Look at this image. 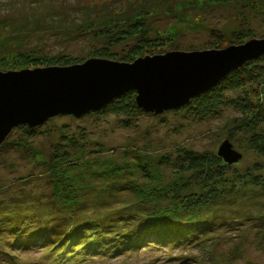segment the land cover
I'll list each match as a JSON object with an SVG mask.
<instances>
[{
	"label": "rangeland",
	"instance_id": "obj_1",
	"mask_svg": "<svg viewBox=\"0 0 264 264\" xmlns=\"http://www.w3.org/2000/svg\"><path fill=\"white\" fill-rule=\"evenodd\" d=\"M131 19L143 21L140 30L157 38L155 53L205 49L216 42L224 47L233 30L248 38L264 37V0H0V70L33 67L21 54L44 61L64 56L70 64L100 56L102 47L109 51L106 57L119 60L137 41L136 35L122 32ZM145 54L142 50L136 57ZM238 95L263 108L264 76L244 88L226 91L227 97ZM241 118L234 106L225 104L202 120L183 110L166 109L127 116L60 113L37 125V133L31 137L14 126L1 142L6 144H0V264H264V238L259 241L254 227L257 213L264 212V188L253 185L243 174L245 169L253 172L257 163L264 166V154L249 144V131L237 126ZM252 129H264V121H257ZM226 137L242 156L225 169L224 199L211 205L213 213H208L210 206L199 209L204 228L182 242H123L127 235L122 231L142 211L170 201L169 183L189 181L192 169L184 158L196 153L216 155ZM22 139L27 140L25 146L12 144ZM56 148L75 164L66 161L62 167L71 166L81 173L76 181L81 184L84 177L91 179L90 187L82 189L85 197L80 194L75 212H67L57 203L52 191L53 175L47 162ZM141 159L148 162L151 175L140 172L132 162ZM85 160L105 173L91 176L83 168ZM115 166L122 169H109ZM139 183L150 197L135 190L133 186ZM105 186L112 193L102 196ZM16 216L23 223L20 237L9 224ZM104 216L118 221L115 228L122 236L105 237L109 242L106 249L96 251L98 243L75 251L79 239L68 245L67 253L60 246L50 250L56 236L61 239L63 235L59 218L84 225L82 220L103 224ZM33 227L42 230V237L34 242L16 240ZM45 235L50 243H43ZM65 236L63 239L70 235ZM113 246L117 249L112 250Z\"/></svg>",
	"mask_w": 264,
	"mask_h": 264
},
{
	"label": "trees",
	"instance_id": "obj_2",
	"mask_svg": "<svg viewBox=\"0 0 264 264\" xmlns=\"http://www.w3.org/2000/svg\"><path fill=\"white\" fill-rule=\"evenodd\" d=\"M142 24L143 21L139 19L134 21L131 19L127 25L128 29L122 28V32L125 33V36L136 35L137 41L130 45L127 54L123 55V57H121L119 60L131 61L135 59L136 55L142 52V50L149 54L155 53V50L158 49L157 38L143 33L140 30ZM227 38V45L242 43L245 41V39H249L247 35L244 34V32L239 30H233L230 32ZM213 46L214 47L211 46L210 48L220 47L219 42H216L213 44ZM99 53L100 56L106 57V55L109 54V51L107 52L106 48L102 47ZM21 55L25 56L26 62H28V64L34 65L33 67L46 66L48 64L51 65L53 63H60L63 65L68 64V61H66L67 59H65L64 56L50 58L44 61L38 56H27L26 54ZM263 76L264 53L255 58L247 60L243 65L231 70L217 84L212 86L210 89L192 97L188 103L170 109L177 111L183 110L188 116L197 120H202L207 116L218 112L222 105H232L242 114V118L237 121V126H239V129L244 127L249 131V144L256 151L264 154V129H252L254 123L257 121H264V107L260 108L261 104H256L251 100L246 99L247 97L238 95L230 98L226 96L227 90L244 88L247 84H252L260 80ZM142 110L143 109L138 107L136 104L135 90L130 89L111 99L101 108L97 110H90L89 112L121 113L122 115L127 116L133 112ZM17 127L23 129L26 135L29 137L37 133V125L29 127L26 124H19ZM73 142H75L74 139ZM26 143L27 140L25 139L12 142L13 145L17 146H25ZM4 144H6V142L1 144V146ZM49 156V162H47V164L49 171L53 175L52 191L56 197L55 200L57 203H60L62 207L67 209V212H75L76 207H78V204L81 201L79 196L83 192L82 189L85 186H89L91 183H89V181L91 179L84 177L85 181L81 184L78 182V180L76 181L77 176L79 177L81 173L72 171L71 166L62 167V164L66 161H69L68 164H73V162H71L69 158H66L63 153L61 154L58 148L54 149ZM178 157H181L180 154ZM184 159L188 160V167L189 169H192V173L190 174L191 180L189 179L187 182L184 181V179H181L174 180L169 183L171 190L167 191L165 189V191H167L170 201L164 206H155L148 210L142 211L139 218H137V221L132 223L131 226H128V229L122 231V233H125L127 237H122L119 233L120 231L116 230L115 225L117 226L118 221L116 222V220L113 218H106V216H104L103 224L100 223L101 221L94 222L95 224H92L91 222H85L82 220L84 225L80 222L77 223L75 219L71 222L66 220L63 222V219L59 218V225L64 224L63 228L58 227L60 229V233H63V235L59 234L61 239L56 236L55 242L50 243L49 240L47 241L45 235L42 240L43 243H50V250L53 248H59V246L60 248L63 247L66 249L68 245H74L73 243L79 241L80 239V241L75 244V251H77V247H86V244L88 247L93 248L94 246H97L98 243H101L96 249V251L99 252L104 250L103 248L106 249L108 247L109 242H105V237H109L110 235H114L116 233H119V236L117 237L121 236L122 238H127L126 240H123V242H130L131 244L134 243V245L139 242L145 245L149 241L155 244H169L176 242V240L181 242L185 241L186 238H189L190 235L193 236L199 229L204 228L205 226V222L198 216L199 209L205 206H210L207 210L208 213H210L209 215H211L213 213L211 210V205L218 204L221 199H224L222 195L226 190L221 187V184L226 180V176L224 174L225 169L230 165L218 154L206 156L204 154L196 153L190 155L189 158ZM139 161L142 162H132L140 169V172L151 175L148 162H145L142 159ZM263 167L264 166H262L261 163H257L253 172L251 170L245 169L243 174L248 177L250 183L264 188ZM83 168L87 169L93 177H95L97 173H105V170H97L96 167L91 166V163L88 160L83 162ZM114 168H117L119 169L118 171H120L122 166H115L112 168L110 167L109 169H112L114 172ZM233 184H235V182L231 183V185ZM133 187L139 194L145 197L151 196V193L146 192L140 183ZM182 189L185 191H182ZM101 191L102 193L100 191L99 192L102 196L112 193V191H110V187L107 188V186L101 189ZM81 196L83 197L84 195L82 194ZM92 198L96 199L95 197ZM227 202H230V198L227 200ZM122 217H124V215ZM88 223H91V225ZM254 223V227L258 232V239L260 241L262 238H264L263 211L257 213ZM9 224L12 231L17 232V236H19V232L23 227L22 219L16 216V218L11 220ZM53 227H55V224L51 223V228ZM103 227H110V230H104ZM65 235L70 236L69 238L63 239V237H66ZM36 237H42V230L38 227H33L31 232L24 238H15L16 240L23 242H34ZM116 246L111 247V249L116 250ZM67 252L69 251L66 249V253Z\"/></svg>",
	"mask_w": 264,
	"mask_h": 264
},
{
	"label": "water",
	"instance_id": "obj_3",
	"mask_svg": "<svg viewBox=\"0 0 264 264\" xmlns=\"http://www.w3.org/2000/svg\"><path fill=\"white\" fill-rule=\"evenodd\" d=\"M264 53V37L220 48L173 49L132 61L91 56L71 64L0 70V144L19 124H42L60 113L82 115L135 90L141 109L155 114L186 104L228 72ZM217 154L227 163L242 153L228 138Z\"/></svg>",
	"mask_w": 264,
	"mask_h": 264
}]
</instances>
